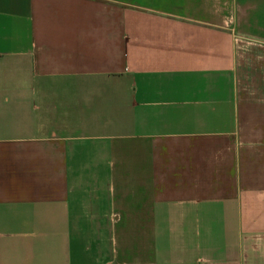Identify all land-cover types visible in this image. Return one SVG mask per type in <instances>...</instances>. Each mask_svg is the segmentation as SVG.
<instances>
[{"label":"crops","instance_id":"0c3cea01","mask_svg":"<svg viewBox=\"0 0 264 264\" xmlns=\"http://www.w3.org/2000/svg\"><path fill=\"white\" fill-rule=\"evenodd\" d=\"M0 264H264V0H0Z\"/></svg>","mask_w":264,"mask_h":264}]
</instances>
